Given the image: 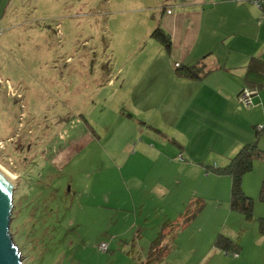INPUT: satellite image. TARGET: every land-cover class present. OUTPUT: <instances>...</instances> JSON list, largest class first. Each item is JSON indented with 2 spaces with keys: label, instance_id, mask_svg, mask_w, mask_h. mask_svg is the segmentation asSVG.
Masks as SVG:
<instances>
[{
  "label": "rangeland",
  "instance_id": "rangeland-1",
  "mask_svg": "<svg viewBox=\"0 0 264 264\" xmlns=\"http://www.w3.org/2000/svg\"><path fill=\"white\" fill-rule=\"evenodd\" d=\"M169 1L65 0L62 5L53 0L50 7L58 10L59 4L63 14L49 22V40L34 34L29 53H21L29 57L22 58L27 93L21 100L4 96L8 109L17 112L10 121L0 117V167L16 178L10 227L23 264H236L215 248L220 232L246 248V264H260L263 159H256L243 177V190L254 203L252 219L240 212L229 215L227 201L202 202L207 211L180 229L170 242L175 251L150 261L162 226L174 218L155 205L134 211L123 184L126 168L116 166L110 146L98 138L100 126L113 123L115 114H135L141 125L146 122L130 109L133 100L141 99L142 115L156 121L171 67L160 57L162 48L152 42L149 28ZM151 56L156 59L138 81ZM135 82L139 85L132 89ZM253 133L255 141V128ZM210 142L200 161L206 169L218 167L221 155V143ZM263 144L264 132L261 150ZM221 204L225 210L219 211L215 207ZM103 244L107 251L101 250Z\"/></svg>",
  "mask_w": 264,
  "mask_h": 264
},
{
  "label": "crops",
  "instance_id": "crops-1",
  "mask_svg": "<svg viewBox=\"0 0 264 264\" xmlns=\"http://www.w3.org/2000/svg\"><path fill=\"white\" fill-rule=\"evenodd\" d=\"M59 1L63 5L65 0ZM52 5L53 0H0V79L14 87L20 100L27 93V68L22 58H29L20 55L29 53L34 34L37 36L40 32L49 40V22L59 20L54 15L63 14L59 4L58 10L51 8ZM157 26L170 36L172 48L168 53L161 43L151 38L161 46L160 57L167 58L171 67V82L159 97V114L153 117L156 121L153 123L142 115L143 101L136 96L137 101L131 102L130 109L141 113L137 117L146 122L142 121L141 125L135 114H115L113 123L100 126L102 135L98 138L101 142L105 139L110 146L107 151L116 166L126 168L127 179L123 184L131 194L130 205L134 211L141 209L143 213L155 205V210L161 209V213H169L174 218L167 223L176 225L194 204L227 201L231 215L235 212L230 207L232 178L215 169L228 165L244 145L254 141L253 129L264 125V88L254 97L251 108L239 101L250 60L253 57L264 60L263 10L246 0H171L150 31ZM56 28L57 35H63L60 23ZM155 59L149 57L138 81L146 76ZM196 64L208 73L200 80L180 78L174 73L176 65ZM138 83L132 84V89ZM109 84L114 85L113 81ZM4 96L9 98L5 85L0 84V117L10 121L17 111L8 109ZM33 98L36 100L34 95ZM211 140L221 143V155L216 157L218 167L206 169L200 161ZM221 207L215 208L225 210L222 204ZM207 209L204 203L196 217ZM194 219L190 222L192 225L197 220ZM215 229L217 233L218 227ZM229 234L235 233L231 230ZM256 246V259L264 264V233ZM246 252L242 246L236 264L249 261Z\"/></svg>",
  "mask_w": 264,
  "mask_h": 264
},
{
  "label": "trees",
  "instance_id": "trees-1",
  "mask_svg": "<svg viewBox=\"0 0 264 264\" xmlns=\"http://www.w3.org/2000/svg\"><path fill=\"white\" fill-rule=\"evenodd\" d=\"M151 38L161 43L166 48L168 53L170 52L172 48L171 38L161 26H157L153 30ZM175 74L180 78L200 80L208 73L204 70V67L200 64H196L192 66L176 65ZM244 80L245 88L240 94H242L244 90H250L258 95L260 90L264 88V60L261 57H253L250 60ZM263 132L264 128L259 129V127H257L256 140L252 143L244 145L237 155L230 160L228 165L215 169L216 172L220 174H227L231 176L232 188L230 207L233 211L244 214L248 220L253 217L254 203L253 199L248 197L243 190V177L246 173L253 169V163L256 159L264 160V150H261L259 146V139ZM259 199L264 203V182L261 187ZM201 204L203 205V203ZM201 204L190 209L183 218L182 223H178L176 225L172 223L165 224L163 231L159 233L158 238L152 245L149 257L150 261H160L170 254L173 249V245L170 242L175 239V236L182 227L190 224V222L197 216L202 209ZM261 230L264 233V219L261 220ZM167 239H169L168 242H166ZM215 247L226 253V255H231L232 257L233 254H237L239 257L242 250L241 245L235 243L231 238L223 235H219L217 237Z\"/></svg>",
  "mask_w": 264,
  "mask_h": 264
},
{
  "label": "water",
  "instance_id": "water-1",
  "mask_svg": "<svg viewBox=\"0 0 264 264\" xmlns=\"http://www.w3.org/2000/svg\"><path fill=\"white\" fill-rule=\"evenodd\" d=\"M15 186L0 174V264H23L10 227Z\"/></svg>",
  "mask_w": 264,
  "mask_h": 264
},
{
  "label": "built area",
  "instance_id": "built-area-1",
  "mask_svg": "<svg viewBox=\"0 0 264 264\" xmlns=\"http://www.w3.org/2000/svg\"><path fill=\"white\" fill-rule=\"evenodd\" d=\"M246 1L252 2L257 7H259L261 10H263V19H264V2L262 0H246ZM0 84L5 85L7 94L9 97H18V98L21 97L19 94L16 93L14 87L8 81L4 82L3 80L0 79ZM255 96H256V93L250 90H244L243 93L239 95V101L244 107L251 108L253 106V99ZM263 128L264 126L259 127V129H263ZM179 159L182 161L184 160L182 155L179 156ZM107 249H108V246L106 244H103L101 246V250L107 251ZM233 257L237 258L238 255L233 254Z\"/></svg>",
  "mask_w": 264,
  "mask_h": 264
},
{
  "label": "bare ground",
  "instance_id": "bare-ground-1",
  "mask_svg": "<svg viewBox=\"0 0 264 264\" xmlns=\"http://www.w3.org/2000/svg\"><path fill=\"white\" fill-rule=\"evenodd\" d=\"M0 174H2L6 179H8L12 185H15L16 178L14 176H12L6 170H4L3 168H1V167H0Z\"/></svg>",
  "mask_w": 264,
  "mask_h": 264
}]
</instances>
